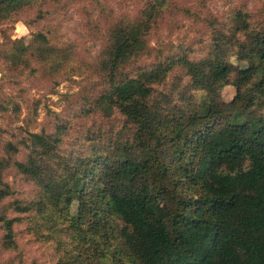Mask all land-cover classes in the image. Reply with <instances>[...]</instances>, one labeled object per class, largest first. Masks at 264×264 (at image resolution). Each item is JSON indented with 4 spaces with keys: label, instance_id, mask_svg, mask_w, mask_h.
Here are the masks:
<instances>
[{
    "label": "trees",
    "instance_id": "trees-1",
    "mask_svg": "<svg viewBox=\"0 0 264 264\" xmlns=\"http://www.w3.org/2000/svg\"><path fill=\"white\" fill-rule=\"evenodd\" d=\"M146 28L112 29L101 64L109 84L77 113H117V131L90 132L70 152L65 124L28 133L14 165L36 191L10 204L20 217L0 215L3 246L19 249L15 224L24 222L54 244L53 264H264V21L236 10L201 55L192 47L127 73ZM176 68L187 83H167ZM8 166L0 162V200L12 194Z\"/></svg>",
    "mask_w": 264,
    "mask_h": 264
},
{
    "label": "rangeland",
    "instance_id": "rangeland-1",
    "mask_svg": "<svg viewBox=\"0 0 264 264\" xmlns=\"http://www.w3.org/2000/svg\"><path fill=\"white\" fill-rule=\"evenodd\" d=\"M160 1L24 0L0 14V162L9 164L3 180L12 192L0 200V215L20 217L10 204L36 191L14 165L28 154V133H54L58 124H65L61 146L70 152L84 149L90 132L109 134L121 127L123 118L117 113L77 115L109 84L101 64L115 25H147L146 47L126 65L125 72L134 73L192 47L201 55L200 43L223 25L230 27L236 10L250 11L264 21V0H163V5ZM175 77L182 84L188 81L180 68L167 83ZM234 92L233 85L225 86L224 100L229 101ZM9 144L17 150L8 149ZM0 190L5 191L4 186ZM24 229V222L15 224L19 249H5L0 222V264H53L58 258L54 244L37 241Z\"/></svg>",
    "mask_w": 264,
    "mask_h": 264
},
{
    "label": "water",
    "instance_id": "water-1",
    "mask_svg": "<svg viewBox=\"0 0 264 264\" xmlns=\"http://www.w3.org/2000/svg\"><path fill=\"white\" fill-rule=\"evenodd\" d=\"M22 1H24V0H21V1H18V0H0V5L1 4H4V3H6V2H10L9 3V7L10 6H14V5H16V4H20ZM12 4V5H11ZM9 7H8V9L7 10H9ZM12 8V7H11ZM132 23H134V22H132ZM131 24V23H130ZM128 24H125V25H123V24H119V25H115L113 28H115L116 26H127ZM112 31V30H111ZM111 38V37H110ZM146 40V39H145ZM146 44H147V40H146ZM32 133H34V132H32ZM12 145V144H11ZM15 147V146H14ZM2 226H3V224H2ZM3 228H4V226H3ZM4 234H5V230H4ZM4 234H3V239H4ZM2 245H3V241H2ZM4 247V246H3ZM6 249V248H5Z\"/></svg>",
    "mask_w": 264,
    "mask_h": 264
}]
</instances>
